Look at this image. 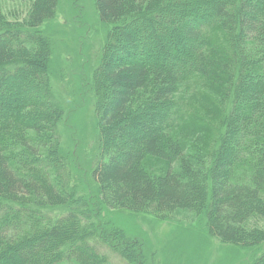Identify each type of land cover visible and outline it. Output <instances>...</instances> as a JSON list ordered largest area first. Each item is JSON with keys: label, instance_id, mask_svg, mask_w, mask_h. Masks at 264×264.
Returning <instances> with one entry per match:
<instances>
[{"label": "trees", "instance_id": "trees-1", "mask_svg": "<svg viewBox=\"0 0 264 264\" xmlns=\"http://www.w3.org/2000/svg\"><path fill=\"white\" fill-rule=\"evenodd\" d=\"M20 1L23 18L11 20L0 0V92L2 84L31 81L35 96L21 102L17 86L16 97L0 99V110L14 109L0 116V263L111 264L107 254H115L131 262L141 255L145 264L131 225L113 222L125 211L184 224L205 219L226 245L264 242L256 225L264 221V0H95L100 21L114 28L85 87L96 99L94 198L73 187L74 169L84 170L79 154L66 153L81 143L69 131L79 114L66 115L53 96L52 47L38 31L59 0ZM174 38L178 48L188 44L180 49L188 56H175ZM118 54L125 61L116 63ZM207 89L221 94L220 105L195 107L210 109L205 118L216 115L222 127L215 121L200 131L188 104L209 100Z\"/></svg>", "mask_w": 264, "mask_h": 264}, {"label": "rangeland", "instance_id": "rangeland-1", "mask_svg": "<svg viewBox=\"0 0 264 264\" xmlns=\"http://www.w3.org/2000/svg\"><path fill=\"white\" fill-rule=\"evenodd\" d=\"M2 1L9 19L23 18L21 14L24 8L21 6L20 0ZM246 2L249 6H253L252 0H247ZM177 24L182 28L188 26L181 22H177ZM165 27L170 28L171 24H165ZM113 28L114 26L106 25L100 21L95 0H59L55 17L46 21L38 30L51 43L52 47L49 75L53 96L58 104L64 105L66 115L70 113L71 109L77 111L76 115L79 114V116L70 119L69 125L73 128L69 129V131L73 135H78L81 143H71L69 152L66 153L71 158L79 154V161L84 170V172H81L74 169L76 172H73V187H76L77 191L88 197L92 194V198L99 193L97 184L91 178L92 172L99 161V150L96 144L98 135L96 131L97 119L94 108L96 99L86 92L87 89L85 87L89 89L93 81V73L104 60V50L107 45L108 35ZM142 36L144 35L139 37V42L146 52L152 53L149 49V40ZM176 42L178 43L174 38L172 40V49L176 51L175 56H188L189 52L180 51L181 48L183 50L187 49L188 44L180 42L178 48L174 45ZM140 43L138 44L139 46ZM187 43L189 42L187 41ZM125 59L121 54H118L115 62L120 63L125 61ZM150 59L153 58L150 57L148 60ZM156 62L163 63L162 66L166 69L179 68V64L175 59L157 58ZM13 83L16 87L12 84L7 89V84H2L0 99L8 96L16 97L18 95L17 86L22 88L19 97L21 102L34 99L35 95H33L34 90H31L33 86L31 81L20 85H17L16 81ZM206 91L210 94L209 100L205 98L203 102H198L196 98L197 102L188 104V117L199 124L196 127H199L200 131L201 129L206 130L207 127H212L217 116L210 114L205 118L206 111L210 112V109L205 110L202 106L199 108L195 106L205 102L215 109L214 106H219L221 103L219 97L221 94L218 91L210 92L208 89ZM82 99L87 102V105L80 110L78 105ZM0 113V116H12L14 109L5 107L0 110ZM221 122L216 121V124L222 127ZM187 131H181V134L194 136V133ZM137 132L138 137L141 134V130L138 129ZM118 144L120 145V143ZM74 151L77 152L74 153ZM94 202H90L93 208ZM58 212L60 213V211ZM125 213L124 215H115L113 222L121 221V224L126 222L125 226L128 227L131 225V233L136 234V239L143 241L145 246V264H238V261L241 264H255L256 259L264 255V242L256 247L255 250L250 247L221 243L217 238L209 234L205 219L202 222L195 219L191 224H183L179 218L167 221L150 215L140 214L133 216L129 212ZM105 217H108V215L103 214V218ZM93 219L95 218L91 217V222L94 221ZM83 220L86 223L90 222L86 216H84ZM113 222L109 224L110 228L114 227ZM107 223L105 221V224ZM256 225L263 227L264 221L258 220ZM127 231L130 230L127 229ZM93 242V244L96 243L95 240ZM31 250L38 251L39 246L36 245L19 252L25 254ZM99 252L104 254V250H99ZM224 253L229 257H224ZM0 264L6 263L1 262ZM111 264L126 263H123L118 257L112 256Z\"/></svg>", "mask_w": 264, "mask_h": 264}, {"label": "bare ground", "instance_id": "bare-ground-1", "mask_svg": "<svg viewBox=\"0 0 264 264\" xmlns=\"http://www.w3.org/2000/svg\"><path fill=\"white\" fill-rule=\"evenodd\" d=\"M87 105V102L84 100V99H82L81 101H80V103H79V105H78V108L81 110V109H83V106H86ZM125 212H128V211H125ZM129 214H132L133 216H135V215H140V214H142V213H140V214H136V213H132V212H129ZM143 215H149V214H145V213H143ZM150 216H153V215H150ZM153 217H155V216H153ZM156 218V217H155ZM174 218V217H173ZM173 218H165L167 221H170V220H172ZM184 224V223H183ZM208 230V229H207ZM129 232V234L131 233L130 231H128ZM128 235V234H127ZM135 238H137L136 236H135ZM140 240V239H139ZM141 241V240H140ZM142 242V244H143V241H141ZM233 244V243H232ZM235 245V244H234ZM144 244H143V253H144ZM252 249V248H251ZM253 250H255V249H253ZM251 252V251H250ZM223 256L224 257H229L227 254H223ZM264 256V255H263ZM263 256H261L260 258H262ZM129 258L132 260V262L134 263V264H143V260H141L140 261V259L142 258V256L140 255L139 257H137L138 259H135L133 256H129ZM259 258V259H260ZM257 260V259H256ZM238 264H241V262H239L238 261Z\"/></svg>", "mask_w": 264, "mask_h": 264}]
</instances>
